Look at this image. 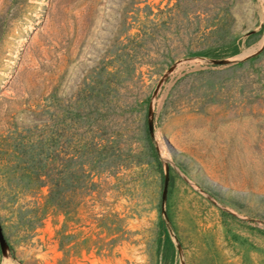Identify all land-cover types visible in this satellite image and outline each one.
I'll return each instance as SVG.
<instances>
[{
  "label": "rangeland",
  "instance_id": "obj_1",
  "mask_svg": "<svg viewBox=\"0 0 264 264\" xmlns=\"http://www.w3.org/2000/svg\"><path fill=\"white\" fill-rule=\"evenodd\" d=\"M0 221V264H264V0H0Z\"/></svg>",
  "mask_w": 264,
  "mask_h": 264
},
{
  "label": "water",
  "instance_id": "obj_2",
  "mask_svg": "<svg viewBox=\"0 0 264 264\" xmlns=\"http://www.w3.org/2000/svg\"><path fill=\"white\" fill-rule=\"evenodd\" d=\"M213 61L215 63H218V64L224 63V61L222 59H213ZM149 132L151 135H154V133H155L154 115H153L152 111H150V113H149ZM169 179H170V176L168 173L166 175L165 183H164V198H166V194H167L168 189H169ZM0 244H1L3 249H6V247L8 246L7 239H6V236L4 234L1 221H0Z\"/></svg>",
  "mask_w": 264,
  "mask_h": 264
},
{
  "label": "trees",
  "instance_id": "obj_3",
  "mask_svg": "<svg viewBox=\"0 0 264 264\" xmlns=\"http://www.w3.org/2000/svg\"><path fill=\"white\" fill-rule=\"evenodd\" d=\"M156 156H157L156 158L159 159V155H156Z\"/></svg>",
  "mask_w": 264,
  "mask_h": 264
}]
</instances>
